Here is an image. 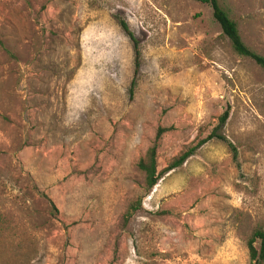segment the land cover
I'll use <instances>...</instances> for the list:
<instances>
[{
  "label": "rangeland",
  "instance_id": "1",
  "mask_svg": "<svg viewBox=\"0 0 264 264\" xmlns=\"http://www.w3.org/2000/svg\"><path fill=\"white\" fill-rule=\"evenodd\" d=\"M216 1L264 58V0ZM117 20L139 52L131 96ZM158 128V172L212 132L238 168L211 139L145 193L135 165ZM256 229L264 72L232 52L207 6L0 0V264H249Z\"/></svg>",
  "mask_w": 264,
  "mask_h": 264
},
{
  "label": "trees",
  "instance_id": "2",
  "mask_svg": "<svg viewBox=\"0 0 264 264\" xmlns=\"http://www.w3.org/2000/svg\"><path fill=\"white\" fill-rule=\"evenodd\" d=\"M189 1L207 6L211 11L212 20L218 26L221 35L227 40L232 52L240 58L250 60L256 67H258L261 71L264 72V58L255 54L243 44L240 39L236 23L231 20L228 17L227 13L224 12L218 6L216 0ZM117 24L130 41L132 48L133 70L132 79L128 87V95L131 96L132 90L135 85L134 77L138 70L139 52L137 48V42L132 38L131 34L128 32L126 25L120 20H117ZM226 117L227 113L224 112L218 119V126H221L224 123ZM165 131L166 130L160 128L156 130L151 146L145 151L142 158H140L135 165L136 170L142 175V190L145 193L149 192L156 185L157 181L161 178L162 175L179 168L195 152V150L199 146L211 139H214L225 146V148L230 154L231 161L235 164L236 168H238L237 153L235 147L231 143H229L223 136L216 135L214 132H212L204 140L199 141L196 145L186 149L184 152H181L178 156L171 160L169 165L163 171L158 172L156 170L155 161L156 142ZM139 204L140 201L139 199H137L136 201L130 202L126 206L125 211L122 215L123 223H126L128 219L132 216V214L137 211V209L139 208ZM256 241L258 242L257 249L253 247V244ZM245 247L247 250L249 264L264 263V231L260 229L254 230L251 233L249 239L246 241Z\"/></svg>",
  "mask_w": 264,
  "mask_h": 264
}]
</instances>
